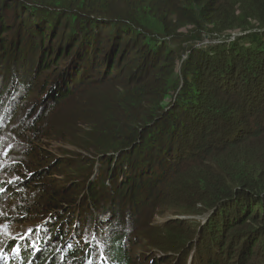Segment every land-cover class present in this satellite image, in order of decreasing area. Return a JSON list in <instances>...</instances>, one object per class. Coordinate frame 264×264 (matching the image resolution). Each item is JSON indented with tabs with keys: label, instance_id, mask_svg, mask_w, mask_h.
<instances>
[{
	"label": "trees",
	"instance_id": "1",
	"mask_svg": "<svg viewBox=\"0 0 264 264\" xmlns=\"http://www.w3.org/2000/svg\"><path fill=\"white\" fill-rule=\"evenodd\" d=\"M20 80L0 151L18 124L90 171L0 154L7 219L33 228L10 264H264V0H0V96Z\"/></svg>",
	"mask_w": 264,
	"mask_h": 264
},
{
	"label": "rangeland",
	"instance_id": "2",
	"mask_svg": "<svg viewBox=\"0 0 264 264\" xmlns=\"http://www.w3.org/2000/svg\"><path fill=\"white\" fill-rule=\"evenodd\" d=\"M208 43H209V41L206 38L204 44H208ZM183 46L185 47L186 44H183ZM25 53L26 52H24L23 54H25ZM25 83H26L25 81L20 80L19 84L16 85L17 89H13L12 94L8 95V93H7L3 96H0V106H2L4 108H8L7 110H9V111H10V106L12 108H18V105L21 106L22 104H19V103L22 102V100H21V96L23 94L22 88H23ZM8 89H9V87H8ZM16 101H18L19 103ZM46 103H47V101H45V103H43V106ZM34 104H35V102H34ZM27 117L29 118V117H31V115L29 114ZM22 119H23V121L26 120L25 110H24V114H23ZM22 129L23 128L19 127V125L16 124L15 126L8 129L7 131H5L6 129L4 130L5 132L3 131L4 135H1L2 136L1 142L4 141V143H3L4 146H3V149L0 151V154H2L10 144H13L15 147L14 151L16 152L15 155L17 157V159H15V160H18V159L22 160L21 157H22L24 152H26L28 149L36 147L38 149L37 155H40V159L43 157H48L50 154H53V152H54L53 156L56 159L71 162V164L69 166V170H73L76 172H82L83 175H86L85 171H87V172L90 171V166L86 163V160H85L86 158L85 157H78L76 154H73V151H75V149H73L72 147H68L66 145L63 146L59 143H53L52 141H45V142H42L41 144H39L37 142H32V141L27 139V137L24 135L25 133ZM5 136L9 137V142L5 141ZM18 153H19V158H18ZM46 154H49V155L46 156ZM78 158H81L82 162L78 161L77 160ZM0 160H6V159L1 158ZM96 164L97 165L100 164L99 160L96 161ZM18 178H21V176L19 174H18ZM53 178H56V180H59V179L60 180H68L67 175H54ZM4 180H5L4 176L0 175V192L4 191L3 188H4V184L6 183ZM8 182L10 183L11 181L9 180ZM5 194H7V193H5ZM12 209H13V205L9 206L7 204L6 199H3V201L0 199V264H10V262L8 260V255H6V250L9 249L8 245L9 244L14 245L16 243V241L19 240L21 235H27L33 230L31 225L19 222L18 219H14V218L13 219H7V216L10 214V211ZM186 219H188V217L168 216L167 218L158 219L156 221V225L162 226L163 224L164 225L168 224V221H171V220L185 221ZM196 219L198 220V222L201 221L198 218H196ZM173 230H174V228H165L164 226L162 227V231H161V233H159V235H163L162 237L168 238V240L162 239L165 244H171L173 242V239H174ZM163 231H165V233ZM155 236L156 235L152 234V238H155ZM188 238H189V240H188V243L186 245L187 248L189 247L188 245L190 243H193V244L198 243L199 236H198V234L196 235V232L193 234L192 238L189 236V233H188ZM140 240H142V236H140ZM17 246H18V242L16 243V246L12 247L10 253H13V254L17 253L18 252V250L16 249ZM228 251L230 252V254H233V249L229 248ZM141 252H143L144 254H141ZM134 253L136 254V256H140V255L147 256L148 259H145L147 261V264H149V262H151V260L154 262L156 260V258H160L162 260L167 259L168 264H172V263L175 264L177 262L183 261V258H184V254L182 252L179 254H176L175 256H168L167 257L164 254H168V253H163V252L157 251L155 249H150L149 251H147L146 249H144V248L140 249L139 247L136 248V252L133 251V254ZM192 257H193V254H191V256L189 257L187 264H190ZM229 260H230V258L227 257V255H225L223 263H221V264H229V262H230ZM230 264H232V262H230Z\"/></svg>",
	"mask_w": 264,
	"mask_h": 264
}]
</instances>
